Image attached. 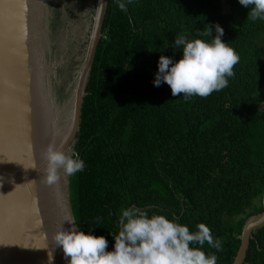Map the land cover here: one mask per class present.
I'll list each match as a JSON object with an SVG mask.
<instances>
[{
  "label": "trees",
  "instance_id": "obj_1",
  "mask_svg": "<svg viewBox=\"0 0 264 264\" xmlns=\"http://www.w3.org/2000/svg\"><path fill=\"white\" fill-rule=\"evenodd\" d=\"M247 11L238 0H132L125 10L107 0L74 145L85 169L69 177V190L76 223L109 249L121 210L134 205L190 230L205 223L223 251L204 249L217 264L234 260L264 192V21ZM214 24L239 55L228 86L188 100L154 86L159 56L181 55L175 36ZM242 264H264V224Z\"/></svg>",
  "mask_w": 264,
  "mask_h": 264
},
{
  "label": "water",
  "instance_id": "obj_2",
  "mask_svg": "<svg viewBox=\"0 0 264 264\" xmlns=\"http://www.w3.org/2000/svg\"><path fill=\"white\" fill-rule=\"evenodd\" d=\"M47 1L0 0V264H48L57 230L49 214L55 203V188L61 187L67 218L75 221L69 176L61 170L62 177L55 185L46 184L41 154L49 144L66 152L76 151L107 0L95 2L91 30L62 103L55 102L49 89V75L57 64L47 55ZM47 103L53 110L60 106L63 111L59 121L62 132L57 138L51 137V124L44 118ZM34 163L38 169L30 168ZM262 224L264 192L262 211L245 220L238 251L230 264L244 262L252 232ZM53 255L52 264H67L59 247L54 248Z\"/></svg>",
  "mask_w": 264,
  "mask_h": 264
},
{
  "label": "clouds",
  "instance_id": "obj_3",
  "mask_svg": "<svg viewBox=\"0 0 264 264\" xmlns=\"http://www.w3.org/2000/svg\"><path fill=\"white\" fill-rule=\"evenodd\" d=\"M117 3L125 10L132 0ZM238 3L248 10L250 21H264V0H238ZM223 35L224 29L214 24L207 25L206 30L193 38L175 36L173 52L179 50L181 55L176 59L159 56L153 85L166 83L173 97L183 95L185 100L194 96L206 98L227 87L239 55L222 39ZM41 158L45 162L44 182L50 186L59 181L61 170L71 177L85 169L79 152H66L54 144L47 146ZM30 168L38 169L35 163ZM118 222V232H109L113 238L111 249L103 235H94L91 229L82 230L75 221L70 222L72 226L68 229L61 227L54 233L55 247L62 249L67 264H217L215 252L223 251V240L214 237L203 222L190 230L176 217L134 205L121 210ZM204 245L215 252H207ZM54 248L48 252V264L53 262Z\"/></svg>",
  "mask_w": 264,
  "mask_h": 264
},
{
  "label": "rangeland",
  "instance_id": "obj_4",
  "mask_svg": "<svg viewBox=\"0 0 264 264\" xmlns=\"http://www.w3.org/2000/svg\"><path fill=\"white\" fill-rule=\"evenodd\" d=\"M47 5V55L57 64L49 75V89L55 102L62 103L68 95L66 89L73 78L77 57L83 52L91 30L95 3L93 0H48Z\"/></svg>",
  "mask_w": 264,
  "mask_h": 264
},
{
  "label": "bare ground",
  "instance_id": "obj_5",
  "mask_svg": "<svg viewBox=\"0 0 264 264\" xmlns=\"http://www.w3.org/2000/svg\"><path fill=\"white\" fill-rule=\"evenodd\" d=\"M55 109L56 110H53L47 103L46 106H44L43 112H44L45 121L51 124V128L53 130L51 133V137L56 136L55 138H57L60 136L62 132L60 130L61 122L59 121L63 116V111L60 106H55ZM58 175L60 176L61 179L62 174L59 172ZM55 191H56L54 193L55 203H53L52 207L49 210L51 221L53 223L54 229H57L56 231H58L61 227H63L64 229H68L69 227H71L70 222L72 221L70 218H67L68 213H66L67 212L65 208L66 203L64 202L62 197L61 187L57 189L55 188Z\"/></svg>",
  "mask_w": 264,
  "mask_h": 264
}]
</instances>
